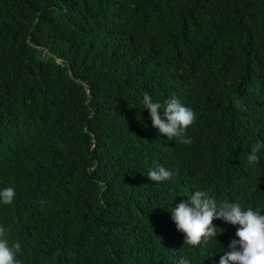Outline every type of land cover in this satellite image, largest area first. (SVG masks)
I'll return each mask as SVG.
<instances>
[{"label": "trees", "instance_id": "16d2710c", "mask_svg": "<svg viewBox=\"0 0 264 264\" xmlns=\"http://www.w3.org/2000/svg\"><path fill=\"white\" fill-rule=\"evenodd\" d=\"M144 93L194 111L190 144ZM258 141L264 0H0V227L19 264H207L171 209L204 191L264 215ZM157 165L173 176L150 181Z\"/></svg>", "mask_w": 264, "mask_h": 264}, {"label": "clouds", "instance_id": "9594fccd", "mask_svg": "<svg viewBox=\"0 0 264 264\" xmlns=\"http://www.w3.org/2000/svg\"><path fill=\"white\" fill-rule=\"evenodd\" d=\"M144 108L150 113L152 126L168 139L180 138L184 144H190L191 138L185 139V130L191 126L196 115L173 95L162 105L154 102L148 93L143 95ZM163 113L161 117L160 113ZM264 148V142L258 141L251 148L247 161L258 162V153ZM173 172L162 165H157L148 172V179L153 182L169 180ZM15 196L12 187L0 190V202L11 204ZM172 219L178 231L185 235L184 244L209 245L207 264H264V215L248 208L242 210L239 203L217 200L204 191H195L187 200L181 201L171 209ZM214 220H222L231 225H239L231 234H222L213 226ZM21 251L19 242L10 244L4 227H0V264H19L16 254ZM179 264H189L187 258H181Z\"/></svg>", "mask_w": 264, "mask_h": 264}]
</instances>
